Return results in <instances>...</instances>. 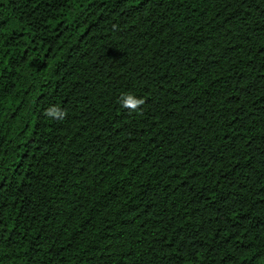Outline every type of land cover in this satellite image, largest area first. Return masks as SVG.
<instances>
[{
    "label": "trees",
    "instance_id": "trees-1",
    "mask_svg": "<svg viewBox=\"0 0 264 264\" xmlns=\"http://www.w3.org/2000/svg\"><path fill=\"white\" fill-rule=\"evenodd\" d=\"M0 264H264V0H0Z\"/></svg>",
    "mask_w": 264,
    "mask_h": 264
},
{
    "label": "clouds",
    "instance_id": "clouds-1",
    "mask_svg": "<svg viewBox=\"0 0 264 264\" xmlns=\"http://www.w3.org/2000/svg\"><path fill=\"white\" fill-rule=\"evenodd\" d=\"M120 103L123 108L135 112L140 109V107L145 103V100L142 97H137L134 94L128 92L121 94ZM45 114L52 119L63 120L66 118L67 112L63 108L51 106L46 109Z\"/></svg>",
    "mask_w": 264,
    "mask_h": 264
}]
</instances>
